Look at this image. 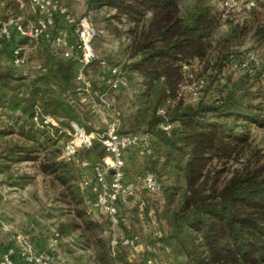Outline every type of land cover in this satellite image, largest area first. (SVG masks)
I'll return each instance as SVG.
<instances>
[{"label":"trees","instance_id":"16d2710c","mask_svg":"<svg viewBox=\"0 0 264 264\" xmlns=\"http://www.w3.org/2000/svg\"><path fill=\"white\" fill-rule=\"evenodd\" d=\"M1 2H5L3 10L10 6L17 10L15 0ZM180 2L86 0L87 10L108 7L116 11L114 17L126 15L136 23L122 65L97 53L87 63L84 72L90 94L108 107L112 92L127 90H112L97 81L102 61L120 67L128 88L132 83L139 86L132 94L134 110L127 116L119 110L113 113L119 133L147 137L142 169L160 181L166 199L159 214L166 229L150 243L167 250L168 264H264V151L251 145V128H264V63H250L245 70L232 68L234 60L245 56V52L238 53L243 36L264 42V22L236 20L230 12L215 10L209 0H192L183 11ZM256 3L253 0L248 8L252 15ZM0 17L6 20L7 15L0 12ZM223 25L224 32L215 38ZM66 26L57 14L55 29ZM26 39L13 34L2 47L8 63L0 62V141L6 142L0 157L37 162L40 172L52 177L59 188L58 199L68 207L66 212L73 213L58 221L54 230L60 237H71L82 249H94L95 264H146L150 258L146 250L133 262L129 257L133 252L121 243L135 232L118 235L114 230L125 227L124 202H118V223L112 228L103 214L98 212L104 219L93 218L95 210L81 186L84 178L94 176L106 155L101 142L94 139L73 158L61 157L59 142L68 138L64 128H70L71 122L87 132L98 131L89 124L93 114L81 102L87 95L75 81L77 58L65 57L62 48L43 38L32 39L41 41L36 64L27 70L15 68L9 62L11 46ZM69 40L76 43L77 37L71 34ZM208 56H212L213 74L204 84V93L195 102L184 101L180 94L183 69ZM226 66L241 73L223 76ZM36 107L42 114L61 118L58 126H40L34 121ZM166 124L171 126L168 132ZM231 159L239 165L226 178L221 180L218 171L211 176L213 160L225 164ZM80 161L88 163V177L81 174ZM10 183L21 185L16 180ZM113 235L118 241L114 250L110 247Z\"/></svg>","mask_w":264,"mask_h":264},{"label":"rangeland","instance_id":"374dc122","mask_svg":"<svg viewBox=\"0 0 264 264\" xmlns=\"http://www.w3.org/2000/svg\"><path fill=\"white\" fill-rule=\"evenodd\" d=\"M56 1L58 5L71 13L75 19L84 15L89 16L96 26L104 29L105 36L98 37L94 42V50L99 56L118 62L119 65L125 62L128 46L131 43L133 35L131 30L136 28L134 20L129 19L126 15L114 17L113 14L116 11L108 7L87 10L86 0ZM248 2L249 0H236L235 5L229 6L225 0H209V4L215 10L225 13L230 12L236 20L246 18L247 24L264 22V0H257L254 11L256 12L255 15L250 13L251 10L249 11L248 9ZM4 3H0V12L7 15V18L6 20H2L0 17V24L19 20L27 27L38 18V13L35 12L29 0H15V4H17V10L15 11L11 6L3 10ZM191 3L192 0H181L182 11ZM149 17L150 14H147L146 18ZM224 28L218 29L214 37L217 38L224 32ZM242 39V44L238 46V53H246L253 50L257 58L256 64L264 63V42H257L250 38L249 35L243 36ZM40 42L37 43L29 38L25 42L20 43L24 48V55L28 60V65L21 68V70L32 69V66L36 64L38 48L41 47ZM0 46V62L1 64H6L8 63V56L2 50L1 35ZM211 65L212 56H208L202 60L195 59L183 69L185 70V74L180 94L184 101L195 102L204 93V84H207L210 75L213 74ZM231 70V67L226 66L223 70V76L228 74L238 76L241 73ZM137 89H139V86L136 83H132L124 93L112 92L108 101L107 115L103 117L101 114H93L90 118L89 124H91L93 130H103L106 121L114 119V110H119L124 116L132 112L135 108L132 94ZM64 130L67 133L69 128L66 127ZM5 144L6 142L0 141V152ZM251 145L264 151V128L254 126L251 128ZM141 159H143V153H141ZM238 165L237 160L234 159L225 164L213 160L209 165V170L211 176L215 175V171H218L222 180L229 175L233 167ZM0 169V264L6 262L7 259L13 260L15 250H17L20 257L19 260H15L16 262L30 264L27 259L28 256L22 255L25 237L36 250L42 252L51 250L54 259L61 264L96 263L94 261L95 251L91 247L82 249L75 242L70 245L64 241L63 238L68 237L63 236L59 239L53 237L52 232L55 229L56 223L65 220L68 216L72 217L73 213L66 212L68 207L61 204L62 202L58 199V186L53 182L51 176L40 172L37 162H11L0 157ZM15 180L21 185H12L10 183ZM163 181L165 182V177H163ZM167 181L171 182V179H167ZM165 203L166 199L162 191L149 193L139 188L133 195L125 199L121 207V215L124 216L123 226L125 227L117 226L114 230L118 235H124L128 230L135 232L138 236L143 249L129 255L133 262L140 260L142 252L146 250L145 252L148 253V256L155 264H168L170 258H168L167 250L160 249L158 244L157 246H153L150 243L154 237L159 236L161 230L166 229L165 222L159 219V214ZM47 212L50 215L46 216ZM93 218L100 220L104 219V216L94 211ZM106 231L108 233L107 228ZM38 234H43L45 238V241H42L40 244L42 245L40 248L38 242L35 241ZM103 237L106 238L105 235ZM8 239L12 243V246L8 245ZM35 244L38 246L36 247ZM6 245L8 246L6 247ZM145 246L147 247L145 248Z\"/></svg>","mask_w":264,"mask_h":264},{"label":"built area","instance_id":"2783aa9c","mask_svg":"<svg viewBox=\"0 0 264 264\" xmlns=\"http://www.w3.org/2000/svg\"><path fill=\"white\" fill-rule=\"evenodd\" d=\"M225 1L229 6L236 4V0ZM29 2L35 12L38 13L37 20L27 27L19 20L1 23L0 35L4 39L3 45L12 39L13 34L17 38L27 37L34 40L43 38L51 42L54 47L62 48L65 57L75 55L78 60L75 81L79 85L78 89L87 95L81 98V102L90 113L101 114L105 117L107 115V105L100 103L90 94L89 82L84 72L87 63L96 58L94 42L98 37L105 36L104 29L96 26L89 16L84 15L75 19L65 8L58 5L56 0H29ZM252 4L253 0H249L248 6ZM57 14L63 17L67 25L66 27L55 29V17ZM223 27L225 26L223 25ZM71 34L77 37L76 43L69 40ZM77 49L79 53L75 52ZM10 50V64L15 68H23L27 64L23 46L14 43ZM250 63H257V58L253 51L246 52L243 59L234 60L232 62V68L234 70H245L250 67ZM101 64L102 67L96 74V79L99 83L108 86L112 90L128 88L127 79L118 65H110L104 61ZM33 119L40 126L53 127L58 126V122L61 120V118L54 117L50 114H42L38 107L35 109ZM170 128V124L164 126L167 132ZM67 134L68 138H62L60 141L62 144L61 157L64 159L73 158L76 152L82 148H89L94 139L99 140L105 149L106 155L95 167L94 176L92 178H84L81 186L89 196L88 200L92 209L103 214L110 227L114 228L118 223V202H125V199L133 195L138 188L144 189L149 193L160 191V181L153 173L142 169V167L137 175L138 182L129 180L126 175L124 154L132 150H138L141 153L146 152L148 140L145 135L119 133L115 119L106 121L103 130L91 132H87L84 127L76 122H71ZM87 164L86 161L79 162L81 168H85ZM52 234L55 239L58 237L62 238L55 230H53ZM63 239L70 245L74 243L71 237ZM117 242L116 237L113 235L110 239V247L112 250L116 248ZM24 243L22 255L28 256L27 259L30 264H61L54 259L51 250L48 252L36 250L26 237ZM121 243L132 252L138 251L141 247L136 234L123 237ZM1 264L24 263L7 259L6 262H2ZM146 264H155V262L151 258H147Z\"/></svg>","mask_w":264,"mask_h":264},{"label":"crops","instance_id":"0c3cea01","mask_svg":"<svg viewBox=\"0 0 264 264\" xmlns=\"http://www.w3.org/2000/svg\"><path fill=\"white\" fill-rule=\"evenodd\" d=\"M124 157H125V162H126V175H127V178L133 182H138L137 180V175L139 174V170L141 169L142 167V159H141V152H139L138 150H132V151H129V152H126L124 154ZM81 174L83 176H89L90 174V171L86 168H83L81 170ZM41 225V224H40ZM39 230V229H38ZM44 236L43 234H38L37 237L35 238V241L38 242V245H39V248L42 241L44 242ZM8 242V245L12 246L11 242L9 241V239L7 240ZM34 242V243H36ZM6 245V247L8 246ZM38 245L35 244V246L37 247ZM42 248V247H41ZM20 257L17 253V250H15L14 254H13V260H19Z\"/></svg>","mask_w":264,"mask_h":264},{"label":"water","instance_id":"95a60500","mask_svg":"<svg viewBox=\"0 0 264 264\" xmlns=\"http://www.w3.org/2000/svg\"><path fill=\"white\" fill-rule=\"evenodd\" d=\"M95 160H96V158H95V156H94V157L91 159L90 163H91V164H94Z\"/></svg>","mask_w":264,"mask_h":264}]
</instances>
